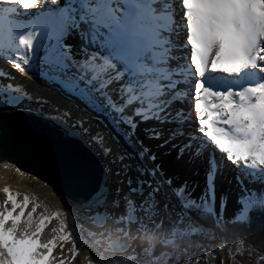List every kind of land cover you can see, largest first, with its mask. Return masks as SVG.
I'll list each match as a JSON object with an SVG mask.
<instances>
[{
	"label": "snow or ice",
	"instance_id": "6c2138e0",
	"mask_svg": "<svg viewBox=\"0 0 264 264\" xmlns=\"http://www.w3.org/2000/svg\"><path fill=\"white\" fill-rule=\"evenodd\" d=\"M0 60L57 94L34 95L0 69V151L16 149L63 186L81 175L67 138L107 158L96 190L83 202L61 196L64 210L38 212L35 197L0 187V264H189L185 231L159 216L153 193L134 196L151 186L139 177L161 174L137 134L145 121L158 148L214 146L224 164L264 180V0H0ZM17 112L47 128L19 135L8 119ZM101 117L107 138L91 123ZM121 140L151 166L110 193V177L131 167ZM256 206L264 210V195L243 198V212Z\"/></svg>",
	"mask_w": 264,
	"mask_h": 264
},
{
	"label": "bare ground",
	"instance_id": "6f19581e",
	"mask_svg": "<svg viewBox=\"0 0 264 264\" xmlns=\"http://www.w3.org/2000/svg\"><path fill=\"white\" fill-rule=\"evenodd\" d=\"M68 39L69 41H72L74 38L70 36ZM0 69H3L5 72L9 73L13 77L12 83L14 85L20 84L29 92L34 93V95L45 96L49 98H54L57 95L54 92V90L48 88L43 81L35 80V79L29 81L17 70H14L9 65H7L6 62L3 60H0ZM91 123L94 129L99 128L101 131H104L107 138V132L111 131V129L106 130L104 128V124L106 123V121H103L102 117L99 119H93ZM152 124L153 121H145L143 124H141L138 127L137 134L139 137L143 138L144 145L147 147L150 146L151 147L150 151L156 153L157 162L159 163V165L163 164V166H165L166 170L164 169L163 175L169 176V174L172 175L171 173L173 172H178L180 175L177 178H179V180L188 178L190 181L189 184L195 187V190H197L196 192H200L202 190V183L209 185L212 188V191L214 192L215 196H217V193H220L221 195L220 201L222 203H220L216 197L217 208L223 206L225 207L226 204L229 203L230 198L233 197L234 195V194L232 195V193H234L233 191L239 185L238 182L242 181V183H244L245 185H250L251 183L254 182V180H252V176H254L255 174L248 175L247 173L243 171H238L237 169L236 172L233 171L231 172L229 170V165L227 166V164H224L222 162V160L226 158L223 157L222 154H219L218 150L213 148L214 146L209 145L205 147L201 145V150L198 152L195 151L194 148H189L186 149L185 152L179 156L177 154V149L173 148L171 146V143L166 144L163 148L156 147L158 141L147 139L146 134L141 131L143 127H150L152 126ZM108 142L110 144L115 145V142L110 139L108 140ZM184 142H187L186 138ZM116 150L117 149L114 147V151ZM118 150L120 152L131 153L130 158L126 159L125 161L126 163L130 164L131 167L128 169V172L126 174L122 173L120 177H116V176L110 177L109 179L110 193H111V189L117 187L118 180L127 179L128 177H131L135 182V179L138 177V173L135 171L136 166L137 165L141 166L140 160L132 152V148H130L127 144H124L122 140L120 141V146ZM101 159L103 160V163L107 162L106 157H102ZM145 161L146 163L148 162L147 157L145 158ZM4 163L5 162L3 161L0 162V187H3L4 184L7 183L9 187H11L16 191L29 192L37 195L39 199H41L43 202L49 205L51 211L55 210L56 207H60L61 210H64L63 200L60 198L63 195L59 191L45 184L43 181H41L38 178H36L35 180L31 179L33 175L27 172H26L27 175L20 176L18 173H16L15 166L11 170L4 169L2 167ZM111 167L113 171H115V169L119 168V164H113L111 165ZM224 176H228L229 178H232V180L234 181L230 179V182L225 183L224 185V183L219 182V179L224 178ZM147 178H150L147 173H145L143 177H139V179L143 181H147ZM218 183L224 185V187H222ZM162 184L167 188L166 184H164L163 182ZM143 185L144 184H142L141 186ZM119 186L122 189V191H127L124 185H119ZM134 196L137 200L142 199L137 194H134ZM170 200L173 201L171 198ZM175 204L177 205V203ZM84 211L85 212L87 211L86 207ZM172 213L178 214L179 212L175 208H173ZM84 220L86 222L83 225H81L80 222L77 221V226L83 227L86 235L88 232L91 231V229L88 226V223L90 222V218L86 215L84 216ZM87 250L88 249H85L84 251ZM82 255L83 253H79L78 257L82 258Z\"/></svg>",
	"mask_w": 264,
	"mask_h": 264
},
{
	"label": "rangeland",
	"instance_id": "374dc122",
	"mask_svg": "<svg viewBox=\"0 0 264 264\" xmlns=\"http://www.w3.org/2000/svg\"><path fill=\"white\" fill-rule=\"evenodd\" d=\"M35 80H39V79H35ZM141 139L143 140V138H141ZM148 147L151 149L150 146H148ZM132 152L136 155V152L133 149H132ZM145 158L143 160L139 159L141 166L146 164V166L150 167L151 165H147L148 162L146 163ZM102 162H103V160H102ZM222 162H223V160H222ZM227 166H228V164H227ZM159 167H160L161 174L156 175V176H149L150 178H147V181L150 182L151 186L150 187L146 186V185L141 186L142 190L137 195L143 199L148 193H153L154 200H155V207L158 211L159 216L164 217L166 219V221L172 220V222L174 224H176V226L178 228H180L182 231H185L186 236H188L192 233H195V231L192 230L194 228V224L191 223L188 220V218L186 217V215H185V213L181 207V204L177 200V196H176L173 188L180 187L181 185H184L186 187L185 191H189V195L191 197H194L195 199H201L203 196H210V198H213V203H212L213 204L212 205L213 215L218 213L219 215H223V217L228 215V214H231L233 211H239L242 209V207L240 205V200H241V197L243 196V194L250 193L252 191L257 192V193H262V192L264 193V180H261L259 178V174L257 173L254 176H252V180H254V182L251 183L250 185H245L244 183H242V181L238 182L239 185L233 191L234 193H232V195L233 194L234 195H233V197L230 198L229 203H227L225 207L223 206V207L217 208L216 207V197L219 200V202L222 203L220 201L221 195H220V193H217V196H215L214 192L212 191V188L209 185L202 183V190L200 192H196L197 190H195V187L193 185L189 184L190 181L188 178H186V179L184 178L182 180H179V178H177L180 175L178 172H173V173H171L172 175L169 174V176L168 175L165 176V175H163L165 166H163V164H160ZM229 170L231 172L232 171L236 172V168H234V166L229 165ZM230 179L232 180V178H229L228 176H224V178L219 179V182H222L225 185V183L230 182ZM232 181H234V180H232ZM162 182L167 185L168 189L166 188V186H164L162 184ZM218 184H220V183H218ZM220 185L222 187H224V185H222V184H220ZM19 192H21V194H22L21 197H19V198H22L23 195H27L30 200L33 197L36 198V201H37L38 205L40 206L38 208V212H40V211H51L49 205L46 204L45 202H43L41 199H39L37 197V195H35L33 193H29V192H22V191H19ZM3 198H4V194L2 192H0V200H2ZM170 198L173 201H171ZM175 203H177L178 207ZM173 208H175L179 213L178 214L172 213ZM215 219H217V217ZM204 237L206 240V244L208 246V251L207 252L205 251V252L209 256L216 257L217 262L219 260H223L224 264H229L230 263V254L228 252L227 247L223 246L222 243L216 238V236L212 235L209 232H206L204 234ZM250 248L251 247H248V246L243 245V244H242V246H240L238 248V250L234 254V258L237 260V262L239 264H261V262L257 258V252L250 253V251H249ZM85 249H87V248H85ZM198 251H200V250L196 246V247H194L193 251H189V252L185 251L184 252V258L189 261V264H193L194 262H196L199 259L198 255H197ZM80 253H82V252H80ZM89 255H91V253H89ZM259 255L264 256V253H261V254L259 253ZM179 264H183V260H181L179 262Z\"/></svg>",
	"mask_w": 264,
	"mask_h": 264
},
{
	"label": "trees",
	"instance_id": "16d2710c",
	"mask_svg": "<svg viewBox=\"0 0 264 264\" xmlns=\"http://www.w3.org/2000/svg\"><path fill=\"white\" fill-rule=\"evenodd\" d=\"M185 188L184 185H181L173 189L186 217L194 224L193 229H196L195 233L186 236V251H193L196 246L200 250L197 253L199 259L193 264L217 263L216 257L209 256L206 253L208 251L204 237L206 232L216 236L222 245L227 247L230 254L229 264H239L234 258V254L242 244L255 248L257 253H264L260 251V246L264 245V210L256 206L245 213L242 208L241 211H233L223 219L218 217L216 220L208 196L195 199L189 195V191H185ZM261 195H264V193L254 191L245 193L240 202L243 205V198L252 197L258 200ZM187 200H192L193 204L187 205ZM208 208L211 210H207Z\"/></svg>",
	"mask_w": 264,
	"mask_h": 264
},
{
	"label": "water",
	"instance_id": "95a60500",
	"mask_svg": "<svg viewBox=\"0 0 264 264\" xmlns=\"http://www.w3.org/2000/svg\"><path fill=\"white\" fill-rule=\"evenodd\" d=\"M8 119L14 123L19 135L35 134L36 129L47 128L44 118L32 113L17 112L9 115ZM65 142L76 146V163L81 169V175L75 186H63L54 175L42 171L14 148L0 151V162L11 163L56 189L66 198H79L83 202L99 186L104 175L103 162L101 157L94 155L89 147L80 144L74 138H67Z\"/></svg>",
	"mask_w": 264,
	"mask_h": 264
}]
</instances>
